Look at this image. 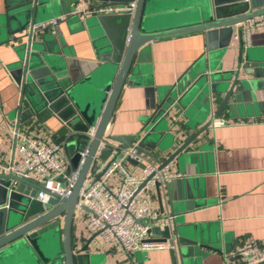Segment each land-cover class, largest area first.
<instances>
[{"label":"water","instance_id":"obj_1","mask_svg":"<svg viewBox=\"0 0 264 264\" xmlns=\"http://www.w3.org/2000/svg\"><path fill=\"white\" fill-rule=\"evenodd\" d=\"M96 1H134L136 7L127 13L91 15L84 20L97 58L94 71L97 79L91 86L92 98L88 99L83 87L85 80L68 84L61 59L48 53L50 43L56 42L57 33L38 28L48 13L59 8L60 1L6 0L7 22L11 31L20 33L17 37L21 40V60L17 64L20 75L15 77L23 96L21 109H29V118L51 112L60 123L54 138L65 141L74 168L79 166L81 152L87 147L88 152L71 196L63 201L51 195L47 202H42L36 198L44 185L42 182L9 170L0 172V264H16L21 258L25 264H93L88 249L98 234L90 235L85 243L77 246L74 222L80 191L95 164L94 157L98 155L95 169L99 170L94 181H100L116 160H126L142 170L148 165L145 160L128 157L124 152L113 154L110 149L99 152L100 140L110 124L119 95L124 85L130 83L128 78L140 69L144 46L161 38L194 32L203 34L206 45L200 58L204 70L192 77L184 90H173L170 102L156 108L144 133L110 136L116 143L134 148L145 159L149 158L157 165V171L167 167L172 171L173 164L179 166L192 160L197 145L208 136L213 122L223 112L234 115L248 105L243 104L250 91L247 79L239 68L221 70L220 56L233 46V38L237 36L238 62L242 64L246 59L251 63L252 50L245 46L244 27L248 20L264 14V0H182L181 6L169 9H161L159 0ZM170 21L188 23L152 30L159 22ZM243 67L247 68V64ZM193 96L201 106L200 119L186 123L193 132H186L183 126L171 129L169 119L178 118L177 106L184 108ZM94 123H97V130L89 140L87 134ZM105 161L106 166L100 168ZM2 167L8 169L9 164L0 161V169ZM157 171L152 172L141 187ZM182 182L171 179L155 184L159 212L166 224L151 226L150 235L153 240L173 242L169 248L171 264H197V248L207 246L205 233L187 221V215L198 204L191 202L192 194L185 190ZM174 187L179 189L176 194L172 191ZM82 209L89 210L85 205ZM138 221L145 223V219ZM131 264L136 263L132 261ZM257 264H264V261Z\"/></svg>","mask_w":264,"mask_h":264},{"label":"crops","instance_id":"obj_2","mask_svg":"<svg viewBox=\"0 0 264 264\" xmlns=\"http://www.w3.org/2000/svg\"><path fill=\"white\" fill-rule=\"evenodd\" d=\"M59 1V8L43 20L63 18L54 29L56 42L50 43L48 53L61 59L68 84L85 80L83 87L89 99L93 92L91 86L97 79L94 78L96 50L84 24L91 15L82 18L73 14L78 0ZM159 2L161 9L183 4L182 0ZM5 14L6 0H0V161L11 164L19 159L17 144L22 136L63 139L54 138L60 123L51 112L29 118V109H21L22 91L15 80L20 75L17 66L21 60V40L17 37L20 33L10 30ZM187 23L159 22L152 30ZM244 39L246 48L252 50L251 63L246 59L242 64L238 62L239 38L235 36L233 46L220 56V69H241L250 85L243 102L248 105L234 115L223 112L217 119L226 123L212 126L208 136L197 145L192 160L171 166L172 173L178 174L173 179L183 181L185 190L192 194L191 202L198 204L187 215V221L205 233L207 246L197 248V264H229L232 253L248 240L264 242V26L256 28L249 36L244 27ZM205 49L201 32L161 38L144 46L140 69L128 78L130 83L124 85L106 133L110 136L144 133L156 108L170 102L173 90H184L191 79L204 70L200 58ZM245 64L247 68L243 67ZM176 110L178 118L169 119L171 129L183 126L186 132H193L186 123L200 119L201 106L196 97L190 98L184 108L178 105ZM65 153L68 156L67 149ZM144 160L147 164L153 163L149 158ZM123 162L130 172L142 174L139 166L126 160ZM4 170L8 171L2 167L0 172ZM121 179L122 175L116 173L108 180V185L118 187ZM172 191L176 194L179 189L174 187ZM144 196L149 205L159 211L156 186H151ZM89 236L87 211L78 209L74 222L77 246L85 243ZM169 243L173 245V242ZM88 252L93 264H131L132 261L136 264H171L169 249L127 254L102 236L91 242ZM16 264H25V261L21 258Z\"/></svg>","mask_w":264,"mask_h":264},{"label":"built area","instance_id":"obj_3","mask_svg":"<svg viewBox=\"0 0 264 264\" xmlns=\"http://www.w3.org/2000/svg\"><path fill=\"white\" fill-rule=\"evenodd\" d=\"M136 2L116 3L99 2L91 0H79L75 5L76 15L84 18L89 15L118 14L133 11ZM63 18L49 19L38 24V28L54 30ZM264 26V14L255 16L245 24L247 35ZM225 120H215L213 126L224 125ZM109 127V125H108ZM107 127V129H108ZM97 130V123L90 126L87 137L92 140ZM107 132V131H106ZM17 137L19 131H16ZM64 140L45 139L38 136H22L17 144L19 159L9 164L8 170L14 174L30 177L37 182H42L43 187L38 190L36 198L47 202L53 195L60 201L70 197L77 182L80 166L83 164L88 147L81 152L79 166L74 168L69 156L65 153ZM103 149L112 150L113 154L124 152L128 157L144 161L142 153L131 147H124L104 134L99 143V152ZM95 164L91 167L80 191L76 209L87 211V229L90 235L98 234L105 240L114 242L119 250L132 254L137 251H150L169 249L168 241L151 239L150 227L153 225H165L162 213L154 210L146 201L145 193L157 182L169 181L178 174H173L167 167L157 171L155 163H149L142 170L141 175L130 172L123 160L114 161L105 171L100 181H94V175L99 172L95 169L98 164V155L94 157ZM107 161L101 163L100 168L105 167ZM154 171L157 173L143 186V181ZM122 175L121 184L118 187L108 185L112 175ZM61 178V181L57 179ZM84 211V210H83ZM77 212V211H76ZM138 219H145L142 224ZM264 261V242L250 239L244 245L238 247L230 258L229 264H257Z\"/></svg>","mask_w":264,"mask_h":264}]
</instances>
